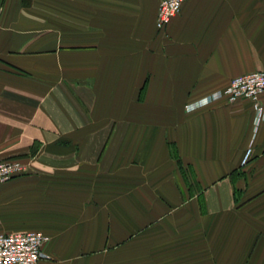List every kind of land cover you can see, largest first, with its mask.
<instances>
[{
	"label": "crops",
	"instance_id": "obj_1",
	"mask_svg": "<svg viewBox=\"0 0 264 264\" xmlns=\"http://www.w3.org/2000/svg\"><path fill=\"white\" fill-rule=\"evenodd\" d=\"M159 2L0 0V234L36 264H264V123L202 103L264 71V0Z\"/></svg>",
	"mask_w": 264,
	"mask_h": 264
},
{
	"label": "built area",
	"instance_id": "obj_2",
	"mask_svg": "<svg viewBox=\"0 0 264 264\" xmlns=\"http://www.w3.org/2000/svg\"><path fill=\"white\" fill-rule=\"evenodd\" d=\"M186 0H160L156 28L163 30L177 16ZM264 71H256L232 78L228 86L204 99V104L224 99L228 104L247 100L252 104L256 125L264 123ZM192 108V107H189ZM249 157L246 152L243 162ZM27 165L18 160L0 161V184H4L27 171ZM49 238L41 232L0 234V264H36Z\"/></svg>",
	"mask_w": 264,
	"mask_h": 264
}]
</instances>
